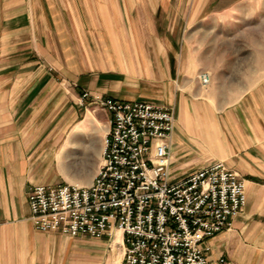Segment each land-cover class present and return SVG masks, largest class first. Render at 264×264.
Wrapping results in <instances>:
<instances>
[{
    "label": "crops",
    "instance_id": "obj_1",
    "mask_svg": "<svg viewBox=\"0 0 264 264\" xmlns=\"http://www.w3.org/2000/svg\"><path fill=\"white\" fill-rule=\"evenodd\" d=\"M240 8L264 0L205 10L195 0L190 12L219 25ZM188 10L187 0H0V264H123L120 233L70 237L31 219L33 186L88 185L102 163L110 115L82 106L84 91L173 108V178L225 161L246 184L210 264H264V37L251 66L215 51L216 86L204 87L206 60L181 37Z\"/></svg>",
    "mask_w": 264,
    "mask_h": 264
},
{
    "label": "built area",
    "instance_id": "obj_2",
    "mask_svg": "<svg viewBox=\"0 0 264 264\" xmlns=\"http://www.w3.org/2000/svg\"><path fill=\"white\" fill-rule=\"evenodd\" d=\"M200 79L207 87L210 74ZM79 102L110 115L102 163L88 185L33 186L35 229L113 241L120 233L123 264H210L211 239L232 229L248 200L240 173L214 161L175 180L176 114L169 106L94 98L89 91Z\"/></svg>",
    "mask_w": 264,
    "mask_h": 264
},
{
    "label": "rangeland",
    "instance_id": "obj_3",
    "mask_svg": "<svg viewBox=\"0 0 264 264\" xmlns=\"http://www.w3.org/2000/svg\"><path fill=\"white\" fill-rule=\"evenodd\" d=\"M195 0H187L188 12L187 16H181L180 26L181 37L185 43H188L191 54L199 55L203 60H206L207 69L203 73L210 74V82L208 85L216 86V71L221 63L215 60L214 53L224 54L227 63L242 62L243 65L258 62V58L262 60L261 47L263 45L262 38L264 37V8L262 10H249L245 11L241 8L230 14V18L222 19L223 15L219 14L220 24L218 25L215 16L210 13L203 15L190 12V7L193 6ZM260 0H203V10L209 5L222 7L230 4L248 3L258 4ZM178 2V1H176ZM174 2V3H176ZM241 7V6H240ZM183 8V4L181 5ZM231 23H222L223 21ZM187 31V32H186ZM175 38L177 33L174 34ZM232 60V61H231ZM224 64L226 62L224 61ZM248 66V67H250ZM207 85V86H208ZM217 104V103H216ZM91 110L96 109L95 105H87ZM78 168H74L72 172L77 174ZM84 176V174H83ZM89 237V236H87Z\"/></svg>",
    "mask_w": 264,
    "mask_h": 264
}]
</instances>
